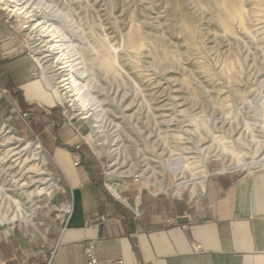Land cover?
<instances>
[{"label": "rangeland", "instance_id": "rangeland-1", "mask_svg": "<svg viewBox=\"0 0 264 264\" xmlns=\"http://www.w3.org/2000/svg\"><path fill=\"white\" fill-rule=\"evenodd\" d=\"M23 1L35 8L34 22L1 0L0 14L55 106L32 112L22 90L0 75V220L17 217L0 226L34 234L53 215L65 216L69 197L53 205L67 193L49 142L66 123L82 126L122 201L139 190L156 195V182L164 188L158 194L177 197L199 192L211 175L264 168V0ZM38 21L54 23L76 48L86 108L71 92L59 99L60 65L49 38L32 30ZM27 144L34 147L20 154ZM53 182L59 186L42 190Z\"/></svg>", "mask_w": 264, "mask_h": 264}, {"label": "crops", "instance_id": "crops-1", "mask_svg": "<svg viewBox=\"0 0 264 264\" xmlns=\"http://www.w3.org/2000/svg\"><path fill=\"white\" fill-rule=\"evenodd\" d=\"M8 30L0 14L1 77L22 90L32 112H50L53 93ZM52 131L53 163L67 193L53 205L69 197L72 212L53 215L34 234L22 225L0 226V264H87L89 243L102 262L264 264V168L211 175L193 194L139 190L122 201L111 192L99 155L83 141L82 126L66 123ZM77 146L81 162L75 166Z\"/></svg>", "mask_w": 264, "mask_h": 264}, {"label": "bare ground", "instance_id": "bare-ground-1", "mask_svg": "<svg viewBox=\"0 0 264 264\" xmlns=\"http://www.w3.org/2000/svg\"><path fill=\"white\" fill-rule=\"evenodd\" d=\"M3 4L7 6V8L14 12L19 14H23L26 18L30 19L32 22L34 16H36L35 8L29 5V3H26L23 0H1ZM38 30L43 34V36L49 38L48 40H43L45 42V46L49 51H51L53 54H56V61L55 63L60 65L59 70L61 71L60 74L56 75L58 78L61 79L59 82L61 85L58 88H64L65 94L59 93V99L64 98L67 94L66 92H71L72 97L75 96L76 98H73L71 101L73 102H81V107L86 106V102H88L87 99V93L84 91L85 85L79 81V74H82L83 72H78L77 66L80 65L77 63L76 58V48H74L72 45L67 44L65 40V35L62 34V31L59 27L55 26L54 23L49 22H36L32 25V30ZM130 35L132 36V44L135 49H138V47L142 44L141 39L139 37V33L132 28L130 30ZM102 63L105 67L112 66V62H109L107 60H102ZM81 79V78H80ZM86 108V107H85ZM85 117H88V113ZM34 147V146H33ZM31 147V144L25 145L22 150L19 151L20 154H22L23 151H27L28 149L33 148ZM36 151V158L41 160L44 164L46 162V157L41 151L38 150V146L35 147ZM262 164H264V157L260 160ZM248 164L240 165L241 168L244 166H247ZM177 171V170H176ZM178 175V174H177ZM42 180V179H41ZM44 180V179H43ZM42 180V181H43ZM48 184V183H45ZM156 186V190L162 191L164 188L162 183L160 182V186L158 185V182L154 183ZM179 185V184H178ZM59 186L57 183H49V185L46 188H43L42 190H46L49 193V190H51L53 187ZM110 190L117 198L121 199V196L119 195L118 191L115 188H111ZM45 192V191H44ZM17 217L13 218H6L4 217L2 220H0V223L14 221ZM27 223H32L31 219L27 220Z\"/></svg>", "mask_w": 264, "mask_h": 264}, {"label": "built area", "instance_id": "built-area-1", "mask_svg": "<svg viewBox=\"0 0 264 264\" xmlns=\"http://www.w3.org/2000/svg\"><path fill=\"white\" fill-rule=\"evenodd\" d=\"M79 149V147H77V150ZM77 161L75 162V166L79 165L80 162L79 160V156H76ZM71 209H72V204L71 201L68 200V204L66 205V208L64 209L65 211V216H68V214H71ZM137 216L141 215V212L139 209H136ZM85 255L87 257V264H124V262L122 260H114V261H108V262H102L98 259L97 254H95V246L93 243H89L87 244L86 248H85Z\"/></svg>", "mask_w": 264, "mask_h": 264}, {"label": "trees", "instance_id": "trees-1", "mask_svg": "<svg viewBox=\"0 0 264 264\" xmlns=\"http://www.w3.org/2000/svg\"><path fill=\"white\" fill-rule=\"evenodd\" d=\"M15 95L17 96V98L19 99V101L22 104V102H23V100H22V94H20L19 92H16ZM22 105L24 106V103Z\"/></svg>", "mask_w": 264, "mask_h": 264}]
</instances>
